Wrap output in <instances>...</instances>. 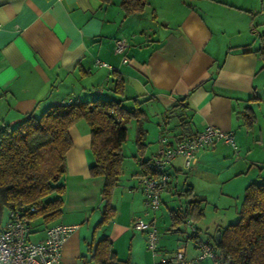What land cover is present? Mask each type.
I'll use <instances>...</instances> for the list:
<instances>
[{
  "label": "crops",
  "instance_id": "crops-1",
  "mask_svg": "<svg viewBox=\"0 0 264 264\" xmlns=\"http://www.w3.org/2000/svg\"><path fill=\"white\" fill-rule=\"evenodd\" d=\"M120 1L0 0V126L52 104L101 95L142 100L143 153L154 144L145 158L152 156L162 134L173 138L181 130L187 135L205 125L231 131L235 148L218 140L197 153L192 169L184 168L181 155L167 169L160 197L175 192L181 199L177 207L191 197L202 202L203 215L192 222L194 230L186 223L173 229L170 210L177 207L146 211L135 151V178L120 175L111 197L114 216L94 230L103 205V177L89 173L88 126L77 121L68 129L72 144L65 154L61 214L54 221L77 226L62 244L64 264H95L87 261L93 240L104 235L116 256L133 264H154L181 246L185 264H212L208 258L195 259L196 240H212L219 228L236 220L245 186L264 180V68L256 53L258 28L248 15L250 8L234 0H148L142 11L127 16ZM117 38L128 42L123 53L114 51ZM113 71L124 79L122 96L112 90ZM249 110L251 124L243 115ZM180 115L188 121L183 129ZM137 128L130 119L127 137L136 138ZM186 186L194 196L178 195ZM137 217L154 220V251L146 247L145 231L131 226ZM192 232L194 238L188 237ZM44 234V229L33 230L29 239Z\"/></svg>",
  "mask_w": 264,
  "mask_h": 264
},
{
  "label": "trees",
  "instance_id": "trees-1",
  "mask_svg": "<svg viewBox=\"0 0 264 264\" xmlns=\"http://www.w3.org/2000/svg\"><path fill=\"white\" fill-rule=\"evenodd\" d=\"M147 4L148 0L120 1L125 16L142 11ZM256 53L264 68V32L259 34ZM112 74V90L122 96L124 79L117 71ZM126 100H132L131 104H126ZM141 102L135 96L115 98L96 95L52 104L39 114L30 112L14 124L0 126V213L22 209L29 219L30 232L45 229L60 216L65 189L62 182L66 172L65 154L72 144L68 129L83 119L88 126L89 149L93 157L89 173L103 177L100 190L103 205L94 230L108 223L114 216L111 197L123 170V144L130 119H135L138 125L135 144L139 152L140 171L137 175L152 173L150 158L140 155L146 146L144 131L139 126L144 115ZM243 115L248 124L254 121L250 110ZM179 120L181 128H185L188 121L181 115ZM175 136L182 138L186 133L181 130ZM177 193L179 196H194L190 186ZM201 204L200 200L191 197L185 206L171 209L173 229L178 230V226L187 220L192 223L201 218ZM31 207L34 210H30ZM237 214L236 220L218 229V239L216 234L212 236L214 247L223 254L226 263L230 260L231 264H264V180L245 186ZM193 233L188 237L194 238ZM87 261L95 264H133L129 259L116 256L107 235L93 240Z\"/></svg>",
  "mask_w": 264,
  "mask_h": 264
},
{
  "label": "built area",
  "instance_id": "built-area-1",
  "mask_svg": "<svg viewBox=\"0 0 264 264\" xmlns=\"http://www.w3.org/2000/svg\"><path fill=\"white\" fill-rule=\"evenodd\" d=\"M128 47L125 38H117L114 42V51L123 53ZM123 56V61H126ZM97 64L106 65L99 60ZM99 92V91H98ZM222 140L235 148V141L231 131L222 130L214 125H205L201 130L188 134L182 138H170L166 134L159 135L157 150L149 159L151 174L141 175L138 178L139 188L144 197V203L152 211L160 205V193L167 186V169L177 155L182 156L185 169H192L197 161V153ZM30 210H34L33 207ZM186 224L192 229V223ZM131 226L145 231L146 247L154 251L157 247L158 235L154 220L145 221L140 217L131 221ZM75 224L62 221L46 226L45 234L37 240L29 239V219L22 209L7 210L5 221L0 213V264H64L61 260V247L68 236L76 229ZM197 261L208 258L212 264H226L223 254L214 247L212 240L198 239L195 242ZM183 247H178L173 253L161 256L154 264H185Z\"/></svg>",
  "mask_w": 264,
  "mask_h": 264
},
{
  "label": "rangeland",
  "instance_id": "rangeland-1",
  "mask_svg": "<svg viewBox=\"0 0 264 264\" xmlns=\"http://www.w3.org/2000/svg\"><path fill=\"white\" fill-rule=\"evenodd\" d=\"M234 2H237L238 4H242L243 6H247V8H250V10L248 11L249 17L254 18L255 20L254 25L255 27L258 28L257 30L259 31V34L261 32H264V0H234ZM258 41H259V38H258ZM38 112L39 111H37L36 113ZM153 145H154L153 143L149 144L146 151L142 154L143 158H145L150 153L151 149H153L152 148ZM135 147H136L135 137H127V140L124 142V145H123L124 158H123V165H122L124 166L122 170V174L123 176H127V178H130V177L135 178V176L133 175L135 171L132 168H133V165L136 166L137 164L134 162L132 151L133 152L135 151L136 154H139L137 148ZM156 150L157 148L154 149V152ZM131 161H133V163L129 164L128 162H131ZM185 172L188 174L187 171H183V174ZM180 202H181V199L177 196V194H175V192H172L171 194L168 192H164L161 194V197H160V205L156 210H154V212L159 211V210H163L164 212H166L168 210V207H177L180 204ZM204 206L206 207V210L208 211H211L213 207L212 204L208 202L205 203ZM146 211L153 212L152 209H150L147 205H146ZM30 239H33V237L30 236Z\"/></svg>",
  "mask_w": 264,
  "mask_h": 264
},
{
  "label": "water",
  "instance_id": "water-1",
  "mask_svg": "<svg viewBox=\"0 0 264 264\" xmlns=\"http://www.w3.org/2000/svg\"><path fill=\"white\" fill-rule=\"evenodd\" d=\"M180 98H183V96H181ZM219 235H220V233H219V232H217V233H216V239H218V238H219ZM226 264H231V261H230V260H228Z\"/></svg>",
  "mask_w": 264,
  "mask_h": 264
}]
</instances>
